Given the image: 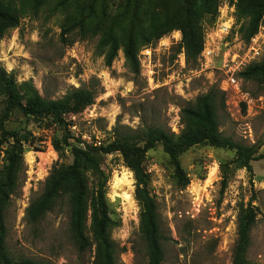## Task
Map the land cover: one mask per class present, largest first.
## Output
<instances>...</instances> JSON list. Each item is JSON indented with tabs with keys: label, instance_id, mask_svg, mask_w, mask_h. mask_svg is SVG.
<instances>
[{
	"label": "rangeland",
	"instance_id": "obj_1",
	"mask_svg": "<svg viewBox=\"0 0 264 264\" xmlns=\"http://www.w3.org/2000/svg\"><path fill=\"white\" fill-rule=\"evenodd\" d=\"M4 1L10 13L17 11L19 25L0 40V66L14 72L19 91L23 93L24 84L31 82L44 99H60L79 87L96 93L92 106L80 114L64 116L71 146L84 148L97 140L108 143L116 136H133L145 127L179 134L181 107L213 88L224 94V106L218 101L217 107L219 131L237 144L254 146L256 157H261L250 162V174L233 163V151L193 147L180 158L190 182L181 189L174 183L161 145L146 153L148 190L157 205L163 235V264H231L237 210L248 205L256 218L247 261L264 264V85L237 76V92L227 85L222 69L226 57L246 56L253 38L247 43L242 39L240 27L249 21L243 4L239 0H194L195 9L202 14L203 30L197 62H186L178 47L181 33L173 31L139 51V75L135 76L121 50L111 66H105L96 48L98 38L109 29H128L130 18L143 24L151 13L161 19L178 13L183 10L178 0ZM238 8L244 11L239 16ZM102 15L106 19L100 27ZM223 25L231 26L226 37L218 32ZM254 36L262 51L251 64H258L264 52V23ZM203 51L209 52L206 58ZM242 94L250 100L245 102ZM4 107L5 100L0 98V118ZM4 127L29 140L19 188L5 215L10 256L41 264H91V253L79 254L72 244L66 207L49 213L34 226L24 218L53 165L72 162L71 146L65 148L62 158L52 147L64 131L50 118L33 121L18 111L10 113ZM101 169L108 178L106 198L113 224L107 235L114 243L116 260L118 264H147L133 176L118 153L104 156Z\"/></svg>",
	"mask_w": 264,
	"mask_h": 264
},
{
	"label": "trees",
	"instance_id": "obj_2",
	"mask_svg": "<svg viewBox=\"0 0 264 264\" xmlns=\"http://www.w3.org/2000/svg\"><path fill=\"white\" fill-rule=\"evenodd\" d=\"M156 1V0H155ZM249 15V21L240 27L243 40L247 43L257 34L264 23V0H239ZM183 10L158 18L151 13L140 24L137 19L128 20V29L117 27L102 34L96 48L110 67L121 50L130 72L139 75L138 53L155 45L162 37L180 31L179 50H183L187 63H196L203 48L202 14L195 9L194 0H178ZM24 7V4H20ZM244 11L238 8L237 15ZM236 15V16H237ZM100 27L105 15L100 16ZM127 23V24H128ZM19 25L17 11L10 13L7 2L0 0V40L8 30ZM98 25V26H99ZM135 25H138L137 28ZM178 50V51H179ZM237 76L245 81L264 85V52L261 62L250 64ZM96 93L84 87L72 88L57 100L44 99L31 82L24 84L23 93L17 87L14 72H6L0 66V98L5 100L4 117L0 118V264H41L31 260L12 258L7 250V228L5 215L12 196L19 188L20 175L24 169L23 156L29 143L27 136L7 131L4 121L13 111L33 121L46 118L64 131L60 139L52 142L60 158L65 148L71 146L67 133L66 115H77L94 104ZM224 106V94L215 88L199 95L193 102L181 107L179 134H171L158 127H145L133 136H116L111 142L84 146H71L73 157L70 165L56 163L44 180L40 196L25 210V222L34 226L51 212L68 210V232L74 248L79 254L91 253V264H118L114 243L107 230L113 224L107 194L108 178L101 169L104 156L118 153L123 165L131 172L134 180V200L139 208V234L145 245L147 264H163V235L160 229L157 205L148 190V174L144 167L146 153L161 145L173 170L174 183L185 189L189 185L180 163L181 156L189 149L208 146L233 151L237 168L252 173L250 162L258 160L254 146H243L224 137L219 131L217 107ZM243 108L245 106L243 105ZM66 132V133H65ZM254 209L248 205L237 210V240L232 251L231 264H248L247 251L250 231L255 222Z\"/></svg>",
	"mask_w": 264,
	"mask_h": 264
},
{
	"label": "built area",
	"instance_id": "obj_3",
	"mask_svg": "<svg viewBox=\"0 0 264 264\" xmlns=\"http://www.w3.org/2000/svg\"><path fill=\"white\" fill-rule=\"evenodd\" d=\"M218 30L220 35H223L224 37L228 36L230 33V27L231 26H221ZM261 44L256 40V37L254 36L251 41L249 47L246 49L247 55L244 56L243 58H236V59H231L226 57L222 65L223 73L226 78V83L228 86L235 88L237 92H239V84H238V79L237 75L244 71L251 63H253V60L256 59V57H259L262 48ZM209 55V52L203 51L202 52V57L206 58V56ZM244 99L245 102L249 101V97L244 96V94L241 95ZM97 145H100V141L97 140L96 142Z\"/></svg>",
	"mask_w": 264,
	"mask_h": 264
},
{
	"label": "water",
	"instance_id": "obj_4",
	"mask_svg": "<svg viewBox=\"0 0 264 264\" xmlns=\"http://www.w3.org/2000/svg\"><path fill=\"white\" fill-rule=\"evenodd\" d=\"M69 148V147H68Z\"/></svg>",
	"mask_w": 264,
	"mask_h": 264
}]
</instances>
